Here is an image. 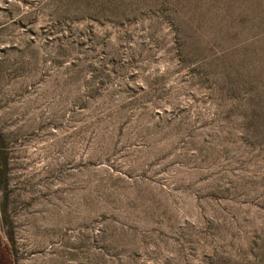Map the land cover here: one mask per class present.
<instances>
[{
  "label": "rangeland",
  "instance_id": "1",
  "mask_svg": "<svg viewBox=\"0 0 264 264\" xmlns=\"http://www.w3.org/2000/svg\"><path fill=\"white\" fill-rule=\"evenodd\" d=\"M0 154L16 264H264V0H0Z\"/></svg>",
  "mask_w": 264,
  "mask_h": 264
},
{
  "label": "trees",
  "instance_id": "2",
  "mask_svg": "<svg viewBox=\"0 0 264 264\" xmlns=\"http://www.w3.org/2000/svg\"><path fill=\"white\" fill-rule=\"evenodd\" d=\"M1 155V154H0ZM8 162L5 157L0 156V186L6 187L8 181ZM0 264H16L13 249L8 241H4L0 234Z\"/></svg>",
  "mask_w": 264,
  "mask_h": 264
}]
</instances>
